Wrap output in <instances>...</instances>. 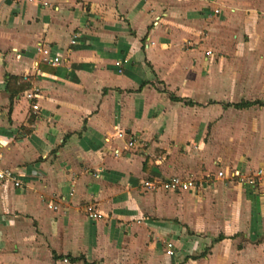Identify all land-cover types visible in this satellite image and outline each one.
I'll return each instance as SVG.
<instances>
[{
  "label": "crops",
  "instance_id": "1",
  "mask_svg": "<svg viewBox=\"0 0 264 264\" xmlns=\"http://www.w3.org/2000/svg\"><path fill=\"white\" fill-rule=\"evenodd\" d=\"M255 101L264 0H0V264H264Z\"/></svg>",
  "mask_w": 264,
  "mask_h": 264
},
{
  "label": "built area",
  "instance_id": "2",
  "mask_svg": "<svg viewBox=\"0 0 264 264\" xmlns=\"http://www.w3.org/2000/svg\"><path fill=\"white\" fill-rule=\"evenodd\" d=\"M14 4H21V3H33L39 0H9ZM214 12H218L217 9H214ZM42 52L44 54H49L48 49H43ZM59 58L54 57L50 59V63L52 65L58 64ZM33 93L26 92V96L28 98L33 97ZM33 108H37V105H33ZM118 136L122 137L125 136L123 132H118ZM138 137L135 135H130L126 141L127 147H132L139 144ZM217 177H222L226 180H237L239 183L246 185L248 187H257L259 185H264V168H258L252 173L244 174L239 170H231L229 172H224L222 170L217 171ZM8 180L10 181L15 187L23 188V184L21 180L17 177V174L14 170L9 168H0V181ZM166 186L175 191H194L203 186V181L196 179L194 177H183V176H172L167 179ZM144 186L146 188H152L154 184L151 181H145ZM89 211V217L95 218L97 214L93 211L91 206L87 207ZM167 253L169 255H174V250L172 248V244H167Z\"/></svg>",
  "mask_w": 264,
  "mask_h": 264
},
{
  "label": "trees",
  "instance_id": "3",
  "mask_svg": "<svg viewBox=\"0 0 264 264\" xmlns=\"http://www.w3.org/2000/svg\"><path fill=\"white\" fill-rule=\"evenodd\" d=\"M11 81L13 82H17V83H19V85L18 86H16V90L15 91H20V90H22V89H24L26 86L22 83V81H21V79L20 78H18V77H13V78H11ZM252 103H257V104H260V105H264V101H255V102H241V103H237V104H234L235 105V107H242V106H248V105H250V104H252ZM222 237L223 236H218L217 238H215V239H213V241H212V243L213 242H216V241H218V240H220V239H222ZM204 253L205 252H202L201 254H200V256H202V255H204ZM190 256H185L183 259L184 260H186V259H188ZM192 257V256H191ZM194 257V256H193ZM183 260V261H184Z\"/></svg>",
  "mask_w": 264,
  "mask_h": 264
}]
</instances>
